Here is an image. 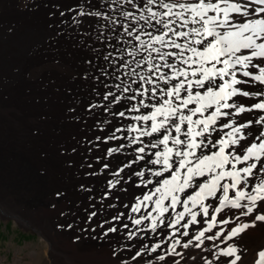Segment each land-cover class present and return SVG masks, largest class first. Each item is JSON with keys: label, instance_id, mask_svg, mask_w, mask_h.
Instances as JSON below:
<instances>
[{"label": "snow or ice", "instance_id": "6c2138e0", "mask_svg": "<svg viewBox=\"0 0 264 264\" xmlns=\"http://www.w3.org/2000/svg\"><path fill=\"white\" fill-rule=\"evenodd\" d=\"M262 13L264 0H76L49 13V42L87 51L75 75L102 102L84 106L90 124L68 109L94 131L59 151L81 170L88 226L76 227L115 242L114 264H238V238L264 225V91L242 87L264 88V56L244 59L264 43ZM253 142L260 158L245 160Z\"/></svg>", "mask_w": 264, "mask_h": 264}, {"label": "bare ground", "instance_id": "6f19581e", "mask_svg": "<svg viewBox=\"0 0 264 264\" xmlns=\"http://www.w3.org/2000/svg\"><path fill=\"white\" fill-rule=\"evenodd\" d=\"M75 5L76 0H0V211L34 229L47 241L41 255L46 264H114L109 253L115 242L110 247L103 237L98 242L90 239L88 244L81 243L68 239L64 233L56 234L53 228L55 218L68 211L64 218H70L74 212L81 216L87 204L85 193L77 186L82 179L81 170L70 169L59 150L82 135H92L94 130L76 122L68 109L76 107L90 124L92 118L84 112V106L89 100L93 106L102 103L92 97L88 82L75 75L87 51L73 48L67 40L49 42L54 30L47 25L59 19L49 13ZM256 7L259 5L254 4L253 8ZM251 48V56L244 59L255 67L253 57L264 56V43L254 40ZM260 72L264 74V67ZM242 87L252 90V96L256 90L264 91L255 84ZM258 148L256 142L251 143L244 159L249 155L259 159ZM96 186L103 188V183L97 180ZM57 190L60 195H56ZM53 200L57 204L55 210L38 209L39 203ZM129 215L134 214L129 210ZM238 239V264H253L254 254L264 250V225L249 228ZM35 256L38 258L32 253L31 259Z\"/></svg>", "mask_w": 264, "mask_h": 264}, {"label": "rangeland", "instance_id": "374dc122", "mask_svg": "<svg viewBox=\"0 0 264 264\" xmlns=\"http://www.w3.org/2000/svg\"><path fill=\"white\" fill-rule=\"evenodd\" d=\"M258 152L259 151H257V153ZM56 206L57 204L53 200V203H39L38 209L55 210ZM69 212L70 211L63 213L60 216L61 218L54 219L55 226H53V228H55L56 234L64 233L68 239L81 243L85 242L86 244L90 242V239H92V242H98L104 237L101 235L99 238H96L94 233L82 232L80 227H76V225H82L85 228L88 226L87 224H83L85 216L84 208L81 210V216H79L77 212H74L70 218H64ZM73 217H75L74 221ZM103 218L104 216L100 214V219L102 220ZM63 219H65V221L60 222V220ZM66 221L72 222L74 224L73 228L65 227ZM93 227H95V224H93ZM133 228H135V226L130 225V229ZM123 243L124 242L121 241V245ZM46 245L47 241L43 240L37 231L25 225L23 226L22 222L17 221L16 218L5 215L0 211V264H46L41 257L45 247L47 248ZM116 247V243L112 245V248ZM31 252L36 254L38 258L35 256V259L32 260ZM126 258H128V256ZM128 260L132 261L130 258H128ZM17 261H19V263H17Z\"/></svg>", "mask_w": 264, "mask_h": 264}]
</instances>
